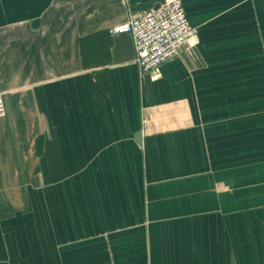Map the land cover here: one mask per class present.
Wrapping results in <instances>:
<instances>
[{
  "label": "crops",
  "instance_id": "0c3cea01",
  "mask_svg": "<svg viewBox=\"0 0 264 264\" xmlns=\"http://www.w3.org/2000/svg\"><path fill=\"white\" fill-rule=\"evenodd\" d=\"M161 2L0 0V264H264V0L150 82L108 31Z\"/></svg>",
  "mask_w": 264,
  "mask_h": 264
},
{
  "label": "built area",
  "instance_id": "2783aa9c",
  "mask_svg": "<svg viewBox=\"0 0 264 264\" xmlns=\"http://www.w3.org/2000/svg\"><path fill=\"white\" fill-rule=\"evenodd\" d=\"M108 32L132 38L139 77L150 82L161 79L160 66L182 46L192 48L197 43V31L188 24L181 0H162L156 8L130 13L124 24Z\"/></svg>",
  "mask_w": 264,
  "mask_h": 264
},
{
  "label": "water",
  "instance_id": "95a60500",
  "mask_svg": "<svg viewBox=\"0 0 264 264\" xmlns=\"http://www.w3.org/2000/svg\"><path fill=\"white\" fill-rule=\"evenodd\" d=\"M137 137L139 138V135Z\"/></svg>",
  "mask_w": 264,
  "mask_h": 264
}]
</instances>
